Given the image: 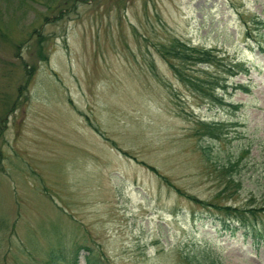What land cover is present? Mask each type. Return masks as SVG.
I'll list each match as a JSON object with an SVG mask.
<instances>
[{
	"label": "rangeland",
	"instance_id": "374dc122",
	"mask_svg": "<svg viewBox=\"0 0 264 264\" xmlns=\"http://www.w3.org/2000/svg\"><path fill=\"white\" fill-rule=\"evenodd\" d=\"M263 181L264 0H0V264H264Z\"/></svg>",
	"mask_w": 264,
	"mask_h": 264
},
{
	"label": "trees",
	"instance_id": "16d2710c",
	"mask_svg": "<svg viewBox=\"0 0 264 264\" xmlns=\"http://www.w3.org/2000/svg\"><path fill=\"white\" fill-rule=\"evenodd\" d=\"M161 53L165 57H169L171 59H179L182 62H190L192 64H200V63H206V64H215L221 65L222 68L227 72L229 76L235 75L238 73H246L248 72L249 68L244 65L243 62L237 61L232 59L229 63H225L223 61V56L220 54V52L215 47H200V46H193L186 42H183L181 40L175 39L168 45L161 46ZM223 63V64H222ZM170 67L175 71V73L178 75V77L187 85H192V87L195 89V91L199 92L202 96L212 98L214 100H217L218 102L222 101V98L216 96L215 89L219 87V82L215 80V77H211V80H208L205 82L204 80H200L199 82H195L193 78L184 75L178 67L172 63L169 62ZM227 75V77H228ZM236 88H239L243 92L249 93L250 92V86L248 84H237ZM202 127L204 128L205 133L207 135L216 137L218 135V130L220 129L219 125L216 123H207L202 122ZM233 165L230 163L226 168V172L228 170H231ZM224 168V167H223ZM261 190L264 193V181L261 184ZM196 200V198H192ZM197 201V200H196ZM201 202V200L199 201ZM205 205H209L217 209L218 211L224 213L226 216H235L240 217L243 221L244 214L246 212L250 213L251 215H256L258 212H264V205H258V206H251L248 208H241L237 206H231V205H219L216 203H210V202H202ZM222 223L226 228H229V223L226 222L224 218L222 219ZM193 262V261H192ZM49 264H58L56 263V259H52ZM88 264H95L90 263ZM194 264V263H191ZM195 264H201L200 262H197ZM207 264H218L216 261H210Z\"/></svg>",
	"mask_w": 264,
	"mask_h": 264
}]
</instances>
